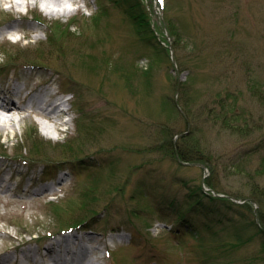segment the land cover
Segmentation results:
<instances>
[{"label":"rangeland","instance_id":"rangeland-1","mask_svg":"<svg viewBox=\"0 0 264 264\" xmlns=\"http://www.w3.org/2000/svg\"><path fill=\"white\" fill-rule=\"evenodd\" d=\"M141 1L149 18L145 29L152 34L138 33L115 0H76L67 15L44 9L41 0H26L20 7L0 0V33L20 28L14 41L0 43V66H42L34 71L10 67L4 75L25 79L33 72V84L48 82L49 88L73 98L65 126V119L52 122L27 110L3 113L15 123L0 130V154L6 155L0 157V177L16 176L0 192V263L53 264L51 256L58 255H50L38 241L61 230L53 205L77 200L91 175L102 172L109 178L105 166L116 162L118 178L128 183L119 193L102 184L111 190L106 201L113 202H103L85 228L92 230L89 260L264 264L263 236L238 213L223 211L221 202L218 210L223 212L215 213L210 228H203L204 223L200 232L170 220L176 215L164 204L183 200L197 187L210 192L204 183L208 177L233 198L264 192V172L256 173L264 160V0ZM27 11L43 23L6 21ZM94 15L102 19L97 27ZM64 44L77 50L64 51ZM177 104L189 111L188 119L175 111ZM162 125L173 134L193 132L214 170L180 165L163 152L144 153L164 144ZM44 126L52 133H44ZM35 141L46 148L36 150ZM66 144L73 145L74 153L65 154ZM30 153L33 163L14 157ZM160 206L169 224L161 218ZM256 210L264 211V206L258 204ZM77 214L64 211L62 218L68 222ZM191 221L196 226L204 222L196 216ZM29 250L33 252L25 255Z\"/></svg>","mask_w":264,"mask_h":264},{"label":"trees","instance_id":"trees-1","mask_svg":"<svg viewBox=\"0 0 264 264\" xmlns=\"http://www.w3.org/2000/svg\"><path fill=\"white\" fill-rule=\"evenodd\" d=\"M116 1L118 2L116 3ZM115 3H116V8L119 11H121L122 13H125L129 19H132L133 22H135V24L137 25L138 33H141V35L143 33L152 34L151 33L152 31L150 29L149 30L147 28L145 29V26L148 24L147 21L149 18L146 16L147 11L141 0H115ZM104 15H106V13ZM94 16H91L92 25L97 27L99 23H101L102 19L97 18L98 17L97 15H94ZM173 31H174V27H172V33ZM70 34L72 36H75V34L72 32ZM174 34L176 35V37L179 36L178 32L176 31L174 32ZM57 36H59V34H57ZM61 36L62 35H60V37ZM142 39L144 41L147 40L143 37ZM148 40L149 42L151 41V39H148ZM60 48H63L64 51L77 50L76 48L75 49L74 48L71 49V47L67 48L66 44L62 45ZM78 52L81 54V51H78ZM79 53H75V54L80 55ZM110 57L113 58V56L110 55L109 57L105 59L104 63L106 62V60L107 61L111 60ZM173 107L175 108L174 105ZM223 107L224 106H222V108ZM176 108H175V111L180 112L181 113L180 116H182L185 119H188L187 116L189 115V111L187 109L185 110L179 107L178 104ZM223 113L225 112L223 109H221V115ZM226 115L227 114H224L222 117H220V118H223L224 123L226 122ZM82 128H85V126ZM85 129H88V128H85ZM192 134L193 132L189 131L188 133H183V134H180V136H178L179 134H173L166 125H162L160 129V135H161L160 137H161V140L164 139L163 141L164 144H162V146H158V145L150 146L148 150L144 153L157 154V153L163 152L169 155L170 157H172L173 160L179 162L180 165H183V162L192 163V164H203V165L206 164L205 166H208V168H211L213 171L214 168L209 165L210 161L204 157V152L201 146L194 139ZM160 137H158V140L160 139ZM87 139L88 138H85L84 141H86ZM33 148H35L36 150L38 148H46V144L44 142L35 141V144H33ZM73 151H74L73 145L71 146V144H66L65 154H67V152L74 153ZM30 155L33 156L34 154L30 153ZM118 166L119 165L116 162L107 163L105 166L108 169L109 178L113 177L115 181L112 182V180H110L109 178H105L106 176H104L102 172L95 173L90 176V179H91L90 185L87 186L84 190H81L80 193L78 194L79 195V198L77 199L78 201L73 199L70 202L66 203L65 206H61V205H57L53 203L55 205H53L52 211L57 216L58 223L61 225L59 227L60 229H63L64 226L65 228H70L74 226L88 225L93 222L91 220L95 217V215L98 214L99 212L98 209L100 206L102 207V203L106 202V204H109L108 201L106 200H108L111 190H105L103 188V185L105 186L107 185L111 187L113 190L118 191L119 193L121 186L122 185L125 186L128 183V181L126 182V180L123 181L122 179L118 178ZM104 169L100 168V171H103ZM261 169H258L256 173L259 174V173L264 172V160H263ZM133 171L134 170L130 171L129 175ZM204 183L206 184L207 187L211 189L210 192L207 193L202 187H197V189L190 190L183 200L173 199V198L168 202L167 200H165L164 204H166V208L170 209V211L174 215H176L175 218L170 219V220H173V221L175 220V223H178V224H185V227L187 226V228H189V231H193V232L199 231L200 232L199 229L200 227H202L204 223L206 224H204L203 228H206V229L210 228L209 227V223H211L210 219L212 216L215 215V213H222L223 211H234L238 213V215H240V217H242L243 219H247L248 223L254 226L259 232V234L263 236V249H264V211L263 210L259 211L256 215L254 210H252L250 203H248L247 198H244V195L242 196L243 198L240 196H234L235 199H239L243 203L236 202L235 200H233V196H231L226 190H224L223 188L219 186L220 185L219 182H215L210 177L204 180ZM143 194L146 195L145 192H142V194L140 195H142L143 198H145ZM220 195H224V197H221ZM250 196L252 197L248 199H254L258 202V204H261L264 206V192L263 194L262 193L258 194V192H256V193L251 194ZM207 201H210V203H208ZM112 202L113 200H111L109 205H111ZM220 202L223 205V208H224L223 211L218 210L219 208L218 204ZM207 204L210 206L209 208L206 209L203 206ZM108 209L110 210V208ZM164 209L165 208L161 206L159 208V210L161 211V218L164 219V221H167L169 215H166L164 213ZM242 209H246L247 212L243 214V212L241 211ZM156 210H158V207ZM64 211L78 212L79 214H77L76 216L71 218V220L67 222L62 218ZM136 211H138V209L133 210L135 214H137ZM193 216L194 217L196 216V218L203 219L204 222H202V224H200L199 226L198 225L196 226L195 224H193V221H191V218H193ZM166 223L169 224V221H167ZM173 233L174 232L170 231V234H173ZM199 235L202 236L203 234H199Z\"/></svg>","mask_w":264,"mask_h":264},{"label":"bare ground","instance_id":"bare-ground-1","mask_svg":"<svg viewBox=\"0 0 264 264\" xmlns=\"http://www.w3.org/2000/svg\"><path fill=\"white\" fill-rule=\"evenodd\" d=\"M7 2L10 3H14V5H17L18 7H20L23 3H25L26 0H5ZM42 1V5L44 9H47L48 11H50L51 13H55V14H61V15H67L68 10L66 9L65 6H67L68 3H73L76 2V0H41ZM62 9L61 11L59 9ZM19 33L20 29L17 28H13V27H9L7 29L6 32H4L2 35L5 37V42H9L10 40H7L6 36L7 35H14L15 33ZM26 37V36H24ZM18 43V42H17ZM35 70H39V69H35ZM5 72L2 73V79H7L8 80H12L14 79V77H7L4 75ZM33 74V72L31 73ZM42 83H36V84H28V87L26 88V90H22L19 89L18 87H9L10 92L14 91L20 95H26L27 97H30L32 100L35 101V108H32L31 112L37 115H40L41 117H45V119L52 121V122H56V120L58 119L59 116V108L54 105V97H50L47 101L45 99L42 98V94H43V89H41L40 87L42 86ZM41 89V90H40ZM3 106L7 107L8 105L3 104ZM51 107V110H46V107ZM12 110H18L17 108H15L14 106H11L9 112H11ZM20 110H24V109H20ZM11 116V115H10ZM4 115L3 113L0 112V130H7V129H12L13 125L15 123V119H13L12 117ZM51 127L50 126H44V133L46 134H51L52 131L50 130ZM89 239V238H88ZM63 251H66V249L62 248ZM62 250L59 249V247L54 249H51V252H55L57 253V255L60 256V253H62ZM30 253V251L28 252ZM28 253H24L25 255ZM87 253L89 254V252L87 251ZM52 262L53 264H67L62 258L59 257H53L52 258ZM83 264V263H81Z\"/></svg>","mask_w":264,"mask_h":264},{"label":"water","instance_id":"water-1","mask_svg":"<svg viewBox=\"0 0 264 264\" xmlns=\"http://www.w3.org/2000/svg\"><path fill=\"white\" fill-rule=\"evenodd\" d=\"M200 166H202L204 169H206L205 166H203V165H200ZM250 201H251L252 204L255 205V213H257V210L256 209L258 208V203L255 200H250Z\"/></svg>","mask_w":264,"mask_h":264},{"label":"snow or ice","instance_id":"snow-or-ice-1","mask_svg":"<svg viewBox=\"0 0 264 264\" xmlns=\"http://www.w3.org/2000/svg\"><path fill=\"white\" fill-rule=\"evenodd\" d=\"M161 3H163V0H161Z\"/></svg>","mask_w":264,"mask_h":264}]
</instances>
